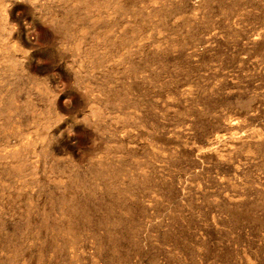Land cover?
<instances>
[{"label": "rangeland", "instance_id": "rangeland-1", "mask_svg": "<svg viewBox=\"0 0 264 264\" xmlns=\"http://www.w3.org/2000/svg\"><path fill=\"white\" fill-rule=\"evenodd\" d=\"M0 264H264V0H0Z\"/></svg>", "mask_w": 264, "mask_h": 264}]
</instances>
